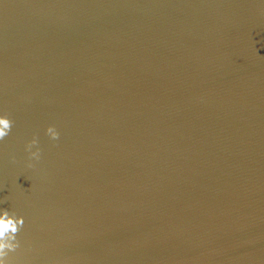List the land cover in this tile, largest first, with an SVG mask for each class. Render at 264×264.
Segmentation results:
<instances>
[{"label": "water", "instance_id": "obj_1", "mask_svg": "<svg viewBox=\"0 0 264 264\" xmlns=\"http://www.w3.org/2000/svg\"><path fill=\"white\" fill-rule=\"evenodd\" d=\"M5 114L9 264H264V0H0Z\"/></svg>", "mask_w": 264, "mask_h": 264}, {"label": "clouds", "instance_id": "obj_2", "mask_svg": "<svg viewBox=\"0 0 264 264\" xmlns=\"http://www.w3.org/2000/svg\"><path fill=\"white\" fill-rule=\"evenodd\" d=\"M13 122L7 114L0 115V141H3L9 135ZM46 134L53 140L59 138V133L54 126H49L46 129ZM37 143L36 138L29 142L27 148ZM31 158L39 159V149L36 152L30 153ZM33 165L29 163L28 167ZM24 225V218L17 217L14 214L10 215L8 210L0 211V264H9V253L15 252L19 248V241L16 234Z\"/></svg>", "mask_w": 264, "mask_h": 264}]
</instances>
